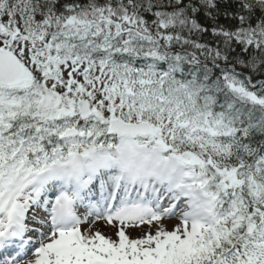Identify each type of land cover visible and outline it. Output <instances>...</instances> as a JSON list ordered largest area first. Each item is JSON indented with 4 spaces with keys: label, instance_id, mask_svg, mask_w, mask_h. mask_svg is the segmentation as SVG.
<instances>
[{
    "label": "snow or ice",
    "instance_id": "obj_1",
    "mask_svg": "<svg viewBox=\"0 0 264 264\" xmlns=\"http://www.w3.org/2000/svg\"><path fill=\"white\" fill-rule=\"evenodd\" d=\"M0 264H264V0H0Z\"/></svg>",
    "mask_w": 264,
    "mask_h": 264
}]
</instances>
